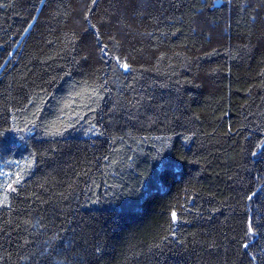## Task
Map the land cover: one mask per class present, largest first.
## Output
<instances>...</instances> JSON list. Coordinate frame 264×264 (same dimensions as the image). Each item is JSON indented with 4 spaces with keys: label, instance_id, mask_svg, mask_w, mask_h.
<instances>
[{
    "label": "trees",
    "instance_id": "16d2710c",
    "mask_svg": "<svg viewBox=\"0 0 264 264\" xmlns=\"http://www.w3.org/2000/svg\"><path fill=\"white\" fill-rule=\"evenodd\" d=\"M0 264H264V0H0Z\"/></svg>",
    "mask_w": 264,
    "mask_h": 264
},
{
    "label": "snow or ice",
    "instance_id": "6c2138e0",
    "mask_svg": "<svg viewBox=\"0 0 264 264\" xmlns=\"http://www.w3.org/2000/svg\"><path fill=\"white\" fill-rule=\"evenodd\" d=\"M124 67H125V68H127L128 66L125 64V65H124ZM175 215H176V214H175V213H173V216H175Z\"/></svg>",
    "mask_w": 264,
    "mask_h": 264
}]
</instances>
